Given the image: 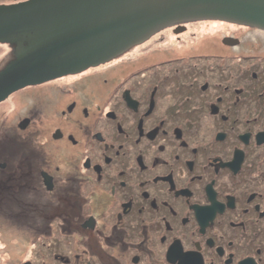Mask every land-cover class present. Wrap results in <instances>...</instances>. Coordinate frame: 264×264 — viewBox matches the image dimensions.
<instances>
[{
	"label": "flooded vegetation",
	"instance_id": "1",
	"mask_svg": "<svg viewBox=\"0 0 264 264\" xmlns=\"http://www.w3.org/2000/svg\"><path fill=\"white\" fill-rule=\"evenodd\" d=\"M201 22L159 33L170 29L169 39L182 41ZM11 36L0 41L10 47L1 69L29 44ZM216 36L227 52L125 67L91 102L64 100L53 118V166L37 142L25 144L32 115L5 130L3 219L33 226L35 241L53 240L40 259L31 253L19 264H264V53L236 49L244 45L238 34Z\"/></svg>",
	"mask_w": 264,
	"mask_h": 264
},
{
	"label": "water",
	"instance_id": "2",
	"mask_svg": "<svg viewBox=\"0 0 264 264\" xmlns=\"http://www.w3.org/2000/svg\"><path fill=\"white\" fill-rule=\"evenodd\" d=\"M204 19L264 30V0H27L0 6V41L19 33L29 42L0 68V102L23 87L109 61L168 26Z\"/></svg>",
	"mask_w": 264,
	"mask_h": 264
},
{
	"label": "rangeland",
	"instance_id": "3",
	"mask_svg": "<svg viewBox=\"0 0 264 264\" xmlns=\"http://www.w3.org/2000/svg\"><path fill=\"white\" fill-rule=\"evenodd\" d=\"M196 21L203 22L198 23L197 25H189V33L183 35L184 38L182 41H171L169 39L171 34H166L170 31V29H167L166 33L161 32L164 36L159 33L160 31L153 33V35L150 36L151 39L149 37L147 41L140 43L148 46L146 47L148 50L137 51L143 45H135L134 54L131 50L126 52V58L124 59L127 60H123L120 66L111 67L109 65L112 62L109 61L108 64H105L102 68H111H99L100 70H95L94 68L96 67H93L90 72L74 77L77 79H70L68 81L51 80L43 83L41 86L30 88H26L28 87L26 86L13 92L8 98L0 102V131H2V133L0 132V142H6V137L3 134L5 133V130L7 131L10 126L13 127L16 125V122L23 118L26 114H30L34 118L33 122L29 126V129L33 131V134L29 133L32 134V138L30 141H26L25 144L27 147L32 146L33 148H36L34 144L37 142L40 145L38 147L40 150V156L46 159L47 164L49 163L53 166L54 143L51 140V136L53 135L51 134V131L56 125L53 122V118L60 116L57 108L60 110L61 107H64V103L72 98H77L79 102H86L85 98H87V102H91V100L100 96L102 90L108 85L109 81L107 83L104 79L108 78L109 80L119 77L123 68H139L145 66L146 63L152 64L154 63L153 61L160 59L163 60L172 55H186L191 51H204L205 49H212L214 52H227L229 50L227 49L228 46L225 45L224 42L219 41V38L216 35L222 36L229 33L238 34L244 38V45L236 49H240L242 52L248 50L251 55H254V53H264L263 29L257 30L258 28L254 29L250 26H248V28H242L238 23L219 19H204ZM195 31H199L200 33L192 35V32ZM213 33L217 34L213 35ZM165 35H168V39L163 40ZM9 51L10 47L7 44L0 43V61L5 58V54L9 55ZM62 98L63 101H61ZM51 99L52 101L54 100V105L52 102L49 104ZM13 100L17 104L15 111H13ZM51 105L52 108H50ZM49 110L51 111L50 113H48ZM66 121L69 122L70 119H66ZM11 134L13 136L16 135V133ZM42 162H44V159ZM4 210L6 211V208L4 207L1 198L0 229L2 231L0 230V264H19L20 260L24 261L31 253L32 255H35L38 252L39 255L36 257L38 259L46 254V246L51 245L53 240L47 241L49 238L45 237L39 238L38 241H35L33 234L35 230L31 229L34 227H24V222L21 218H16L15 220L13 218V220H7V218L3 219L2 215L6 214ZM44 218L45 217L38 218L37 222H42ZM17 239H19V241H17L16 244Z\"/></svg>",
	"mask_w": 264,
	"mask_h": 264
},
{
	"label": "bare ground",
	"instance_id": "4",
	"mask_svg": "<svg viewBox=\"0 0 264 264\" xmlns=\"http://www.w3.org/2000/svg\"><path fill=\"white\" fill-rule=\"evenodd\" d=\"M228 25V24H227ZM226 26V25H225Z\"/></svg>",
	"mask_w": 264,
	"mask_h": 264
}]
</instances>
